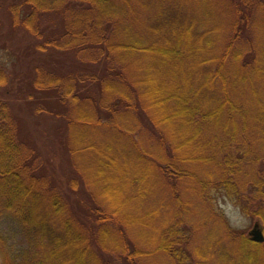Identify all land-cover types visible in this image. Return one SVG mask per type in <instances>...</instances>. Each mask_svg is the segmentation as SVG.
I'll list each match as a JSON object with an SVG mask.
<instances>
[{
  "label": "trees",
  "instance_id": "16d2710c",
  "mask_svg": "<svg viewBox=\"0 0 264 264\" xmlns=\"http://www.w3.org/2000/svg\"><path fill=\"white\" fill-rule=\"evenodd\" d=\"M0 14L27 67L0 66V264H264L211 196L264 234V0Z\"/></svg>",
  "mask_w": 264,
  "mask_h": 264
},
{
  "label": "rangeland",
  "instance_id": "374dc122",
  "mask_svg": "<svg viewBox=\"0 0 264 264\" xmlns=\"http://www.w3.org/2000/svg\"><path fill=\"white\" fill-rule=\"evenodd\" d=\"M228 9H230L229 6L220 7L219 10L225 12ZM4 17L3 14H0V66L4 67L9 74L10 84L12 85L9 86L8 90H17L18 88V90H25L21 83L25 78V69H27V67L24 65L25 60L18 55V46L23 43L22 40L24 38L20 33H17L18 35H13L11 33L9 24ZM211 196L212 202L215 205L214 208L216 212L219 213L217 216H221L233 230L250 237L249 233L254 224H258L263 234L260 222L244 214L239 205L232 201L223 190H215L212 192ZM202 208L203 206L201 205V208L199 206L196 211L200 213ZM208 228L209 227H204L201 235L198 236L201 237L203 232L205 230L207 231Z\"/></svg>",
  "mask_w": 264,
  "mask_h": 264
},
{
  "label": "water",
  "instance_id": "95a60500",
  "mask_svg": "<svg viewBox=\"0 0 264 264\" xmlns=\"http://www.w3.org/2000/svg\"><path fill=\"white\" fill-rule=\"evenodd\" d=\"M249 235H250L251 239L256 243H263L264 242V237H263L261 230L259 229L258 224H254Z\"/></svg>",
  "mask_w": 264,
  "mask_h": 264
}]
</instances>
